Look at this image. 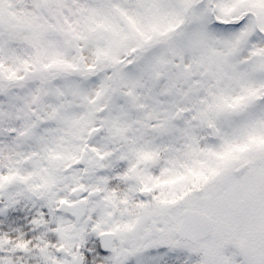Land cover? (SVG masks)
I'll list each match as a JSON object with an SVG mask.
<instances>
[{
  "label": "snow or ice",
  "instance_id": "obj_1",
  "mask_svg": "<svg viewBox=\"0 0 264 264\" xmlns=\"http://www.w3.org/2000/svg\"><path fill=\"white\" fill-rule=\"evenodd\" d=\"M0 264H264V0H0Z\"/></svg>",
  "mask_w": 264,
  "mask_h": 264
}]
</instances>
